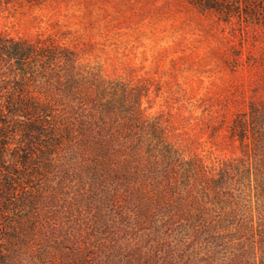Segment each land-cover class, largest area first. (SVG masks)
<instances>
[{
	"label": "rangeland",
	"instance_id": "1",
	"mask_svg": "<svg viewBox=\"0 0 264 264\" xmlns=\"http://www.w3.org/2000/svg\"><path fill=\"white\" fill-rule=\"evenodd\" d=\"M197 1L0 0V34L49 38L74 51L85 74L148 89L147 119L171 150L162 155L149 125L133 121L129 98L110 120L129 141L123 160L65 145L38 181V212L18 228L21 240L11 245L0 229L8 264H264V202L240 182L245 153L232 135L250 104L264 102V0H231L228 20ZM259 138L250 165L261 176ZM133 143L143 156L131 158ZM225 167L227 184L216 187Z\"/></svg>",
	"mask_w": 264,
	"mask_h": 264
},
{
	"label": "trees",
	"instance_id": "2",
	"mask_svg": "<svg viewBox=\"0 0 264 264\" xmlns=\"http://www.w3.org/2000/svg\"><path fill=\"white\" fill-rule=\"evenodd\" d=\"M220 1L219 4L198 0L197 5L226 13L228 20L235 11L224 5L231 0ZM78 60L74 51L49 38L29 41L0 34V229H5L11 245L21 240L18 228L35 218L40 202L38 181L46 178L52 161L58 159L65 145H76L75 155L87 159L113 163L123 160L129 141H118L110 120L118 109L128 111L129 98H134L133 121L149 125L150 138L157 139L162 155L171 153L165 146L159 123L147 119L142 100L149 90L115 84L97 73L85 74ZM84 87L89 94L81 96ZM257 134L264 139V102L251 103L232 126V135L240 141L245 153L240 182L256 185L258 198L264 202L263 160L257 164L261 176L250 165L251 157L257 163ZM253 143L255 148H251ZM150 144L149 149L158 147ZM142 147L131 144V158L143 156ZM227 170L230 169L222 168V173L214 178L216 187L227 184L230 177ZM152 173L149 169V175ZM7 248L0 247V264L10 261L12 246ZM4 251L9 254L2 255Z\"/></svg>",
	"mask_w": 264,
	"mask_h": 264
}]
</instances>
